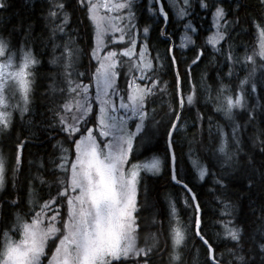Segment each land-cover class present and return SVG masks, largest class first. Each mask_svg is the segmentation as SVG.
Wrapping results in <instances>:
<instances>
[{"label": "snow or ice", "instance_id": "1", "mask_svg": "<svg viewBox=\"0 0 264 264\" xmlns=\"http://www.w3.org/2000/svg\"><path fill=\"white\" fill-rule=\"evenodd\" d=\"M196 4L210 14V30L215 29L200 45L189 35L200 31L194 20L193 0H49L45 17L52 25L47 38L51 46L49 63L60 72L49 77L52 82L48 87L53 93L49 101L52 107L48 109L51 116L39 123L33 119V97L42 53L34 51L32 25H12L7 36L0 30V133L11 136L17 112L26 125L15 136L14 156L0 152V192L5 189L9 171L13 188H17L15 177L22 171L24 152L34 140L43 135L52 147L48 159L41 158L38 169L46 175L26 178L28 211L23 215L15 213L11 222L0 219V264H152L159 250L155 234L146 237L143 246L139 242L143 231L141 211L148 205L151 193L144 173L158 175L162 167L167 168L172 186L180 190L175 198H168L170 264H182L180 252L193 238H198L205 249L202 264H264V231L258 242L254 240V248L247 256L243 254V226L233 219L220 221L223 231L215 239L205 233L201 203L192 183L211 175L214 188L221 190L216 197L221 203V216L235 218L236 205L225 195L229 187L243 180L251 190L256 179L264 182V171L255 168L249 175L233 172L243 168L236 159L242 150L243 125L234 119V110L246 109L250 100L264 98V0H258L259 19L252 18L258 31L259 52L253 49L249 54L246 50L242 58L234 54L231 41L237 28L246 31L239 13L248 7L247 3L196 0ZM9 7L8 0H0V13ZM170 10L185 21L179 45L176 33L168 30ZM78 11L82 18L72 28ZM145 13L148 18L141 26ZM7 20L0 15V24ZM161 21L158 32L167 45L163 55L151 44L150 35ZM79 24H84L83 34ZM17 33H22V38L19 46H14L12 38ZM225 44L227 75L231 77L237 65L247 74L235 95L221 83L215 96L207 89V99L214 100L217 111L231 121L230 139L235 150L229 147L228 134L217 126L220 143L208 165H204L193 147V137L188 140L187 155L196 175L189 177L177 155L176 137L188 139L183 131L188 127L185 114L191 110L187 106L194 103L195 97L192 72L199 68L208 47L223 53ZM189 45L193 56L182 67L176 49ZM166 74H171V81L162 79ZM185 85L189 86L187 96ZM169 88L171 103L157 121L159 113L151 105ZM258 106L247 111L249 123L256 119ZM203 120L198 112L191 126L202 125ZM211 122L208 117L209 131ZM153 138L164 141L163 158L153 156L150 162H140L141 147L150 150ZM259 142L264 146V139ZM217 166L219 174L210 170ZM181 205L191 210L187 221L180 216ZM5 206L19 208V197H0V217ZM261 215L264 218V207ZM16 235L19 239L14 238ZM218 241L225 243L223 252H217L221 246Z\"/></svg>", "mask_w": 264, "mask_h": 264}, {"label": "trees", "instance_id": "2", "mask_svg": "<svg viewBox=\"0 0 264 264\" xmlns=\"http://www.w3.org/2000/svg\"><path fill=\"white\" fill-rule=\"evenodd\" d=\"M10 7L0 13V15L8 18L6 24H0V30H3L4 35L7 36V30H10L12 25L24 26L32 25V34L34 38V51L42 53L39 56L41 64L37 66V87L35 89V95L33 97V119L36 123H39L41 119H46L51 116V112L48 111L52 107L49 102L53 96V93L49 89L51 80L49 77H55L59 74L60 69L56 65L49 63L51 58V46L47 43V38L50 34L52 25L45 19L47 10L49 8V0H8ZM248 7L241 10L239 13L240 20L246 31L241 32L237 28L233 33L235 39L231 41L234 54L244 56L245 51L249 54L253 49L258 50L259 37L258 31L252 25V18L259 19V4L258 0H244ZM194 8V20L195 24L199 26V34H193L192 38L196 45H200L204 42V38L210 36V24L211 16L209 13L204 12L196 4V0L193 1ZM170 22L168 30L175 32V42L177 45L181 43V33L183 32L182 24L184 20H176L173 16L172 10L169 11ZM81 13L78 11L73 17L71 27L76 28L78 21L81 19ZM148 14H144V19L141 21V26L145 20H147ZM152 23V21H148ZM163 25L161 21L157 25V29L153 30L151 35V44L158 49L163 55L166 48L164 37L159 36L158 28ZM80 32H85L84 24H79ZM159 37V38H157ZM22 38V33H17L12 38V44L19 46V42ZM86 39V37H85ZM83 46V41H81ZM228 45H224L223 53L215 52L211 47H208L200 63L199 68H195L192 72L193 82L195 85V97L194 103L188 105L191 110L185 114L188 127L183 131V136L188 139H183L182 136H177V155L181 162L186 175L189 177L196 175V169L189 162L188 159V140L193 139V147L196 154L201 158L204 165H208L209 157L213 151L218 149L220 143V132L217 126H220L228 134L229 147L235 150V146L231 143V121L226 118L223 112H218L215 106L214 100L207 99L208 91L211 89V94L215 96V91L223 83L227 85L232 94L235 95L239 89L240 81L246 76L247 70L243 69L240 65L236 66L235 73L229 77L228 66L225 62V55L227 54ZM258 54V52H257ZM176 55L182 61L183 64L190 61L193 56L191 45L181 50L179 47L176 49ZM259 62V57L257 55ZM86 63V61H85ZM83 70V69H81ZM205 76V79L201 80V76ZM259 76V73H257ZM163 80L171 81V74L162 75ZM87 83V81H85ZM172 89L169 88L168 92L163 97H158L156 103L151 107L156 109L159 113L156 116V120L159 121L167 112V106L171 103L170 93ZM47 93V96L45 95ZM184 94H189V86L185 85ZM58 97V94H56ZM259 105L256 107V119L252 122H248L247 111H250L253 105ZM203 115L204 120L202 125L198 123L197 127H192V121L196 118L197 113ZM208 117H211V131H209ZM234 119L236 122L243 125L241 132V144L242 150L238 153L236 159L239 165H243V168L233 169V172L241 171L244 175L253 174V168L260 171H264V152H261L260 139H264V98L252 99L249 101V105L246 109L234 110ZM26 125L21 121L19 115H15L13 119V128L10 129L11 136H8L5 143V149L9 152L8 156H14V139L18 133H21L22 128ZM36 131L35 128L32 129ZM259 137V138H257ZM60 138V137H58ZM153 138L149 145L150 150L145 151L143 147L140 150V162L151 159L153 156H159L163 158L165 144L163 140ZM255 140V143H254ZM55 141H52L54 143ZM182 147V151H181ZM52 152L51 143L45 140L41 135L39 140H34L28 149L24 152L23 169L15 177L17 188H13V176L11 171L7 174V188L2 197L12 198L13 191L20 193L23 213H26L30 207L29 198L26 192L25 181L29 175L35 176L45 174L40 171L39 165L41 158L47 160L49 154ZM251 157V161L249 160ZM29 161L32 163L29 164ZM219 174V167L210 169ZM148 177L146 181L151 188V193L148 198V205L141 211L143 231L140 232V243L143 246V241L146 237L155 234L159 250L152 258V264H170L171 242L167 239L168 229V198H175L180 191L178 188L173 187L170 183V175L167 168H163L162 172L158 175L151 173H144ZM258 176V173H255ZM51 180V177H48ZM196 185L194 191L198 194L199 201L202 208V227L208 236H212L215 239L217 233H222L223 228L221 226V220L233 219L234 223L242 224L244 229V253L246 256L249 254V250L254 248V240L259 241L261 239L260 233L264 231V218L261 215V208L264 207V182L256 179L254 186L251 190L247 187V182L243 180L235 181L225 193L226 198L232 204L236 205L234 217L221 216V203L216 199L220 195L221 190L213 185V178L211 175H206L204 181L194 180L192 181ZM39 187V186H38ZM19 189V191H17ZM143 198V197H142ZM180 216L183 220L187 221L191 216L190 209H184L180 206ZM157 221L153 223V219ZM191 236V233H189ZM3 237L0 234V243ZM221 246L217 249V252H223L225 243L220 242ZM195 245V246H194ZM227 247L231 248L232 244L227 242ZM181 256L183 258L182 264H202L205 256V249L201 245L198 238H193L188 241L186 247L181 250ZM231 259V257H226ZM259 257H257V260ZM172 264H174L172 262Z\"/></svg>", "mask_w": 264, "mask_h": 264}, {"label": "flooded vegetation", "instance_id": "3", "mask_svg": "<svg viewBox=\"0 0 264 264\" xmlns=\"http://www.w3.org/2000/svg\"><path fill=\"white\" fill-rule=\"evenodd\" d=\"M15 115H19V113H15ZM7 135L4 134V133H0V152H3L6 156L9 155V152H7L5 149H3V147H5V143L7 142ZM7 188V183H6V186H5V189L0 192V197H2V195L4 194V192L6 191ZM15 193V196H18L19 197V201H20V207L17 208V209H9L7 206L4 207V213H3V216L0 217V219H4L6 222H11L15 219V213L19 212L21 215H23V207H22V201L20 200L21 199V195L20 193H16V191H13L12 194ZM15 196H12V198H15ZM4 198V197H3ZM11 199V198H9ZM17 238H19L18 235H16ZM216 237V236H215ZM3 241V240H2ZM0 246H2V242L0 243Z\"/></svg>", "mask_w": 264, "mask_h": 264}, {"label": "rangeland", "instance_id": "4", "mask_svg": "<svg viewBox=\"0 0 264 264\" xmlns=\"http://www.w3.org/2000/svg\"><path fill=\"white\" fill-rule=\"evenodd\" d=\"M194 1V0H193ZM173 12V11H172ZM101 14H104L103 13V10L101 11ZM173 16L175 17V19L176 20H182L181 18H179L178 17V15H176V14H174V12H173ZM215 32V29H211V34L210 35H212L213 33ZM189 35H192L193 36V34L192 33H189ZM186 48V47H185ZM257 52H259V45H258V50H257ZM218 53V52H217ZM152 159V158H151ZM151 159H148V160H146V161H143V162H150V160ZM162 169H163V167H162ZM161 172H162V170H161ZM160 172V173H161ZM152 174V173H151ZM15 239H19V238H17L16 236L14 237ZM2 244H3V241H2ZM180 254H181V252H180ZM174 264H175V262H173Z\"/></svg>", "mask_w": 264, "mask_h": 264}, {"label": "water", "instance_id": "5", "mask_svg": "<svg viewBox=\"0 0 264 264\" xmlns=\"http://www.w3.org/2000/svg\"><path fill=\"white\" fill-rule=\"evenodd\" d=\"M169 25V24H168Z\"/></svg>", "mask_w": 264, "mask_h": 264}]
</instances>
